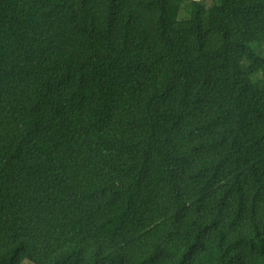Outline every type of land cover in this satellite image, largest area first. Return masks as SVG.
<instances>
[{
  "label": "trees",
  "instance_id": "1",
  "mask_svg": "<svg viewBox=\"0 0 264 264\" xmlns=\"http://www.w3.org/2000/svg\"><path fill=\"white\" fill-rule=\"evenodd\" d=\"M207 1L0 0V264H264V0Z\"/></svg>",
  "mask_w": 264,
  "mask_h": 264
},
{
  "label": "rangeland",
  "instance_id": "2",
  "mask_svg": "<svg viewBox=\"0 0 264 264\" xmlns=\"http://www.w3.org/2000/svg\"><path fill=\"white\" fill-rule=\"evenodd\" d=\"M208 3L209 1L205 0V4ZM169 9L171 13V18L177 22L179 27L185 28L189 25L188 17L182 8L178 7L177 4L172 3ZM258 52L260 55L264 56V36L262 37V42L259 46ZM20 264H32V263L24 260Z\"/></svg>",
  "mask_w": 264,
  "mask_h": 264
}]
</instances>
